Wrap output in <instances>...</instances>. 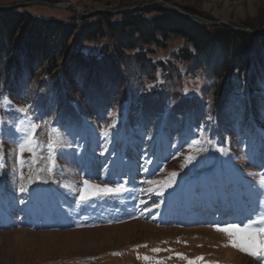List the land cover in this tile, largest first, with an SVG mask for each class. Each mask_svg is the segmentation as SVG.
<instances>
[{
	"label": "rangeland",
	"instance_id": "374dc122",
	"mask_svg": "<svg viewBox=\"0 0 264 264\" xmlns=\"http://www.w3.org/2000/svg\"><path fill=\"white\" fill-rule=\"evenodd\" d=\"M25 1L29 0H0V4ZM47 1L72 2L88 13L143 6L158 0ZM163 1L212 21H226L252 30H259L264 24V0ZM18 8L42 18L73 23L76 30L90 21L106 22V18L101 19L104 14L112 21L122 14L81 17L70 9L44 5L13 9ZM155 13L148 17L154 18L159 12ZM160 15L159 22L166 27L182 23L176 16ZM75 31L57 52L55 67L47 61L32 71L9 67L15 53L0 50V143L4 153V167L0 168V218L11 221L8 227L0 228V264H188L196 257L213 264H264V257L225 246L228 237L215 230L216 222L199 227L189 223V216L201 211L199 205L210 212L208 201H212L211 212L216 215L223 211L226 215L237 214L243 212V204H250L254 191H264L260 186V178L264 177V58L254 69L256 60L264 55L263 49L255 46L258 48L251 54L250 66L242 74L231 69L217 74L223 56L215 43L204 46L209 65L206 61L195 63L194 59H181L184 49L196 55L192 42L156 31L151 42H137L138 47L155 51L144 63L136 58L140 49L127 50L123 59L118 57L114 49L120 39L106 25L102 34L92 40L84 39L76 44L77 48ZM263 34H255L258 41L263 40ZM225 58L230 63L234 60L231 53ZM169 59L172 65L154 66L160 61L168 63ZM21 107L28 108V112H20ZM216 122L215 142L211 130ZM31 123L39 125L35 138L40 145L36 149L40 159L34 160L31 153L25 152L21 164L18 144L23 132L19 129H26ZM51 127L61 130L63 140L55 149V166L48 172ZM90 138L95 143L93 152L85 151L88 159L86 155H77V145ZM189 156L193 157L190 162ZM91 160L97 161L101 176L90 173ZM234 165L239 172L240 189L233 184L235 172L230 167ZM223 168L232 176H222ZM209 169L215 170L213 176ZM173 172L177 175L171 186L162 187ZM105 176L111 180H104ZM190 179L196 185L188 195L182 185ZM84 180L113 187L114 182L124 183L126 191L102 196L117 198L127 205L137 201L141 210L132 218L118 220L120 223L81 224L73 218L62 229L42 223L45 215L73 214L75 205L81 202L76 198ZM35 182L46 186L48 192L34 191ZM21 184L26 191L19 190ZM254 205V210H264V196L256 197ZM170 212L178 218L174 226L190 229L157 228ZM97 213L99 221L105 219L101 211ZM177 253L188 259L179 258Z\"/></svg>",
	"mask_w": 264,
	"mask_h": 264
},
{
	"label": "trees",
	"instance_id": "16d2710c",
	"mask_svg": "<svg viewBox=\"0 0 264 264\" xmlns=\"http://www.w3.org/2000/svg\"><path fill=\"white\" fill-rule=\"evenodd\" d=\"M155 12L159 13L154 18L148 17V15ZM160 14L176 16L180 18L182 23L175 27H166L167 24L165 26L159 22L158 16H161ZM104 18L107 19L106 22L100 20L90 21L84 23L80 30L78 28L77 30L79 31H77L75 29L76 25L73 23L69 24L61 20L42 18L26 11H20L19 8L0 10V50L15 53L8 62L9 67L13 65L14 67H19V70L26 68L32 71L36 65L44 61L55 67L59 57L57 52L61 51V47H64L73 29L78 34L75 42V48H77L76 44L78 45L84 39L92 40L95 36L102 34L101 31L105 29L106 25L120 39L114 49V53L123 59V56H125L124 52L127 50L140 49L136 53V58L144 63L147 62L146 59L151 54L150 52L155 51L151 47H138L139 43L137 42H141L143 45L151 42L153 38H156L155 32L160 30L164 31L163 34L165 36L168 32L172 35L181 36L193 43L196 55L188 49H184V55H181L183 60L194 59L195 63L200 61H202L200 63H204L206 61L207 65H209V61L204 57L206 51L204 46L209 45L208 42L219 45L223 60L220 65V73L218 70L217 74H224L225 71L230 69L242 74L250 66L251 54L254 48H258L255 46H260L264 52V34L260 37L263 40L258 41V37L255 35L238 32L229 27L201 24L159 6L124 12L121 14V18L115 21H112L111 17L106 14L101 17V19ZM228 53L233 55L234 60L231 63L229 58H225V56L228 57ZM259 58L254 63V69L257 68L256 64L260 63L264 55ZM167 62L160 61L154 66L159 64L169 65V63L172 65L170 59Z\"/></svg>",
	"mask_w": 264,
	"mask_h": 264
},
{
	"label": "snow or ice",
	"instance_id": "6c2138e0",
	"mask_svg": "<svg viewBox=\"0 0 264 264\" xmlns=\"http://www.w3.org/2000/svg\"><path fill=\"white\" fill-rule=\"evenodd\" d=\"M187 91V89H185ZM19 111L22 113H27L28 108L21 107ZM39 127L36 123H31L27 126L26 129H19L23 132L21 138L22 142L18 144V155L20 163L23 164V154L29 152L32 154L34 160L40 159L36 155V149L40 146L39 142L35 138L36 129ZM107 131L105 130L104 135L107 136ZM63 134L61 130L57 127H51L48 132V156H47V171L51 172L56 163L55 149L58 145L62 143ZM70 146V145H69ZM219 151L223 152L224 149L220 148ZM103 154V153H101ZM193 157L189 156V162ZM4 167V153H3V144L0 143V168ZM177 173H171V177L164 182L162 187H170L173 178ZM252 175V174H250ZM21 180L24 179L23 172L20 173ZM31 177H29V181ZM149 183L156 184V181H149ZM115 186H109L107 184L95 185L91 184L88 180L83 181L84 187L80 190L79 200L85 202L90 199L91 196H100V195H117L123 191H126L124 183L114 182ZM260 186L264 187V177L260 178ZM19 190L21 192L26 191L23 184L20 185ZM91 190V191H89ZM260 196H264V191L259 192ZM23 202V201H22ZM259 203V202H258ZM254 216V218H253ZM253 216H249L245 221H234L228 222L225 221L223 226L219 223L214 225V228L217 232H221L228 237V245L233 248L240 250L243 253H246L253 257H264V210L259 208L253 211ZM154 252H159L161 249H153ZM114 255H120V253H114ZM177 256L181 259H188L181 253H177ZM144 259H149L147 256ZM203 261V257H196L194 260H188V264H197V262ZM207 264H213V262H207Z\"/></svg>",
	"mask_w": 264,
	"mask_h": 264
},
{
	"label": "water",
	"instance_id": "95a60500",
	"mask_svg": "<svg viewBox=\"0 0 264 264\" xmlns=\"http://www.w3.org/2000/svg\"><path fill=\"white\" fill-rule=\"evenodd\" d=\"M31 5H44V6H49L52 8L70 9V10H73L76 14L80 15L81 17H88V16H92L95 14H100V13L117 14V13H124V12L134 11V10H144V9H147L151 6H161V7H164L165 9L170 10L172 12H175V13L183 16V17H186L189 19H194V20L201 21V22H205V23L210 24V25L226 26V27L232 28L238 32H246L250 35H255V34H259V33L264 32V24L259 30H252L250 28L239 27V26L233 25V24L228 23L226 21H212V20L203 18L197 14L184 12L179 7L169 3L167 1H163V0L154 1L151 3L145 4L143 6H128V7L126 6V7H122L119 9H100V10H94V11H91L88 13L82 12L80 10V8L77 7L72 2L54 3V2L47 1V0H29V1L20 2V3H13V4H0V10H7V9H13L16 7H25V6H31Z\"/></svg>",
	"mask_w": 264,
	"mask_h": 264
},
{
	"label": "bare ground",
	"instance_id": "6f19581e",
	"mask_svg": "<svg viewBox=\"0 0 264 264\" xmlns=\"http://www.w3.org/2000/svg\"><path fill=\"white\" fill-rule=\"evenodd\" d=\"M93 166L96 168V170H98L99 167H97L96 164H94ZM99 171H100V169H99ZM106 177L109 180L108 176H106ZM4 223H5L4 221H0V225H5L6 223L5 224Z\"/></svg>",
	"mask_w": 264,
	"mask_h": 264
}]
</instances>
